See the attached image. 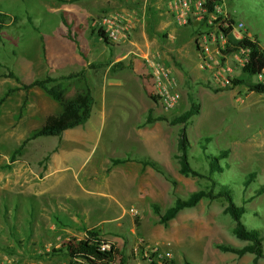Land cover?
<instances>
[{"label":"rangeland","instance_id":"obj_1","mask_svg":"<svg viewBox=\"0 0 264 264\" xmlns=\"http://www.w3.org/2000/svg\"><path fill=\"white\" fill-rule=\"evenodd\" d=\"M162 1L158 0L156 4H162ZM220 3L223 13L229 17V20L242 24L241 33L257 42L259 47L264 50V0H221ZM53 8L50 0H0V10L8 14L11 19H16L14 25L1 33L2 42L0 44V99L3 98L0 103V263L4 264H52L54 262L68 264L55 251L50 250L47 253L40 250L38 253L39 249H42L40 246L44 241L40 234L43 226L35 229L31 224L36 213L37 215L45 214V211H48L41 199V202L36 203L29 194H31L33 179L43 173L50 154L56 151L53 164L57 170L56 177L65 178L59 187L61 189L58 192L60 198H57L58 205L56 206L64 211L61 218L68 220L73 216L80 224L93 225L112 216L111 197L102 198L96 194H84L80 186L84 185L93 169L99 171V168H102L103 161L108 159L106 157H120L125 154L126 148H130V146H126L124 140V129L132 121L131 112H129L131 110L122 107L127 104L125 98L118 99L117 97L116 100V97L112 98L111 96L109 103L115 101L116 109L113 107L108 109L103 126L97 127L98 122L94 113L95 108H93L94 111L91 110L84 125L70 130L84 133L85 141L82 144L75 146L65 141V138L64 141L58 143L60 137L37 138L28 141L20 155H16L13 161L9 160L13 151L29 136L31 131L39 128L47 116L60 112L58 104L41 90L32 88L23 91L20 89L22 83L26 84L32 79H41L50 72L59 73L52 65H44L40 47V36L45 43V37L51 39L60 25L58 14L53 12ZM166 10V7L162 10L158 9L162 13ZM116 11L118 10L116 9ZM25 14L28 15L31 23L26 22ZM164 16L167 17L166 14ZM146 18L147 11L145 21ZM34 20L40 27V33L32 29ZM9 21L7 18V23ZM190 24L192 30L196 31L192 40L190 42L181 40L175 45L170 43L168 47L165 42L167 35L172 40L171 32L160 31L153 35L151 29L148 31V45L152 53L158 55L149 54L158 58L170 72L171 68H174L181 75L178 79L175 78L176 75L174 77L180 99L177 107L169 112H161L153 104L147 94L146 83H142L144 97L146 96L147 103L149 104L150 101L151 104L150 114L152 117L161 115L169 120L188 108L190 96L196 100L198 113L188 121L185 127L189 143L187 155L190 168L200 174H205L207 170L205 155L214 156L219 151L227 150L226 158L218 162L222 172L213 174L211 179L216 186L227 187L233 203L244 208V213L240 217L242 225L247 229L264 231V190L260 195H254L255 191L264 188V94L249 93L242 86L231 90L222 89L228 85L211 86L208 81L209 73L199 68L194 48L198 34L209 31H206L202 22ZM84 29L88 35L86 39L89 48H92L93 56L100 51L101 46H104L103 54L100 57L105 60L109 59L108 56L112 48L98 43L88 18L84 19L82 30ZM177 35L181 36L182 30ZM213 38L216 43L211 44L210 48L213 56L219 61L220 55L217 54L219 42L215 33ZM167 42L169 41L167 40ZM81 52L85 55L84 49ZM139 55L142 58L140 53ZM28 62L31 64L40 62L42 68L33 65L30 66V71H24L23 69L29 66ZM225 63L232 68L234 77L239 74L232 58L225 57ZM90 71L93 75L97 72L95 69ZM8 74H11L12 77H7ZM60 76H57L58 79ZM96 77L101 80V75H96ZM90 78L92 80L93 77L88 75L87 81ZM199 78L202 80H198ZM258 80L260 79L251 78L252 82ZM87 81L85 77L79 76L67 81L57 80L56 83L63 89L64 99L70 100L77 93L86 89ZM205 84L209 88L222 90L214 93ZM9 90L11 92H8ZM42 107L46 108L40 110ZM163 123L167 126L165 122ZM167 127L172 138L181 128V126ZM205 138L208 139L207 142H204ZM201 146L205 147L204 152H202ZM169 173L166 172L174 184L163 180L170 184L171 204L176 198L185 199L189 193L206 189L209 186V183L204 179L179 175L177 164L176 167L169 170ZM248 174H253L254 177L248 185L243 186ZM122 185V180L114 177L111 178L106 189L114 194V191ZM101 186L102 183L95 185L99 188H102ZM66 188H70L68 194L65 193ZM68 196L75 201L66 199ZM171 204L162 207V210ZM51 205L56 213L55 205L51 203L49 207ZM151 206L150 209H152ZM224 209L225 203L221 200H201L200 205L194 209L190 221L184 224L185 231H182V241L178 246L167 242L161 243L162 235L168 231L170 233L171 230L158 224L157 215L153 211L149 212L150 217L136 215L130 222L121 226H128L124 227V230L122 229L126 235L128 228L133 230V239L130 241L126 237L121 238L123 243L121 246L117 245L116 248L120 256L130 249L131 254L138 258L139 264H183V261L187 259L195 261L197 257L190 251L188 256H184V260L174 257L177 248H186L185 250H187L190 246L199 252L202 263L264 264V257L255 260L250 256L244 260L242 255L221 252L215 248L217 244L234 248H241L247 244L231 235L230 231L234 224ZM77 212L78 215H75ZM70 232L71 235L68 238L72 237L76 240L81 239L83 235L79 232ZM58 234L56 233V235ZM39 235L41 236L39 237ZM104 241L111 243L107 240ZM61 242L58 240L55 243H58L57 246H59ZM204 249H209V255ZM211 254L216 256H211ZM2 257L8 260L12 259V261L5 263Z\"/></svg>","mask_w":264,"mask_h":264},{"label":"crops","instance_id":"obj_2","mask_svg":"<svg viewBox=\"0 0 264 264\" xmlns=\"http://www.w3.org/2000/svg\"><path fill=\"white\" fill-rule=\"evenodd\" d=\"M50 1L54 7L53 12L58 14L60 25L57 32L51 37V39H49V37H45V43L40 36L41 57L44 65H52L59 73L54 74L53 72H50L46 76L57 80V76L59 75H61L59 78H62L70 74L83 73L82 78L85 77L87 81L88 75H91L93 78L92 80L90 78V80L87 81L85 87L86 90L89 91L92 98L90 112L93 108H95V111H93L96 114L98 122L97 127L103 126L106 113H108V109L110 107L116 109L115 101H111V103H109V97L111 96L112 98L116 97V100L117 97L118 99L120 97L125 98V102L131 105L128 107L126 104L122 107H126L131 110L129 112H131L130 116L132 121L129 122L130 125L124 129V140L126 142V146H130V148H126L124 150L125 154L120 157H106L108 159L103 161L102 168H99V171L93 169V171L89 173L88 177L86 176L87 178L84 185L80 186V189L84 194H96L98 197L102 198H105L106 196L111 197L113 204V206H111L113 209L112 216L102 219L93 225L80 224L75 220V217L73 218V216L68 218V220H63L61 218L64 211L58 209L56 206L58 205L57 198H60L58 196V192L61 190L59 187L65 178L56 177L57 170L53 167L56 151L50 154L48 157L47 167L44 169L43 173L33 179L31 194H29L31 195V199L33 198L36 203L41 199L43 204L48 209V211H45V214L39 213L37 215L36 213L33 222L31 223L32 228L35 229L43 226V230L40 233L42 236L39 235V237L41 236L44 241L40 240L43 244L40 246L42 249H39L38 253H40V250L47 253L51 250L56 253L61 243L68 239L69 235H71L70 231L79 232L84 235V232L89 229H96L99 232L101 240L110 241L112 244L115 243V247L117 245L121 246L123 243L121 238L126 237V239L130 241L133 239V230L128 228V234H124V227L128 226L121 227L123 224L130 222L133 217H136V215L139 217H142V215L150 217L149 212L152 213V209H150L151 205L157 206L159 211H164L165 209L162 210V207L171 204L170 202L172 200L170 184L164 181L161 175L154 172L151 168L141 166L136 161L147 159L151 160L168 173L169 170L176 167V164L174 165L175 160L173 159V156L176 153V136L172 138L170 130L161 121L142 125L146 112L151 107V104L150 101L149 104L147 103L148 99L146 96L144 97V92L142 90V83L144 82V76L147 73V68L143 65L139 53L142 57L145 53H152L151 48L148 45V31L150 29L153 35L158 34L160 31L165 32L168 30L171 32L172 40L169 39V35H167L168 39L166 37L165 45L167 47L170 43L175 45L176 43H180L181 40H187L190 42L192 40L194 30H192L190 23L180 25L173 20L171 12L168 10L170 0H163L160 5L156 4L158 3V0ZM165 7L167 10L164 13L158 11V9L162 10L163 8L165 9ZM116 9L118 11H116ZM146 11L147 18L149 19L148 22L147 18L145 21ZM0 13L6 15L10 20L9 23H6L3 30L14 25L16 21L15 18L11 19L8 14L1 10ZM111 13H119L127 18L131 29L129 39L125 42L108 41V44H104L96 38L98 43H102L112 48L111 53L108 56L109 59L105 60L100 57L103 54L104 46H101L100 51L93 56V52H91L92 48H89L88 40L86 39L88 35L85 33V29L87 28L84 30L82 29L84 27L85 18H88L89 25L91 27L94 19ZM164 14H166L167 17H165ZM25 17L26 22L31 23L27 14H25ZM32 24L34 25L32 29L37 33H40V27H38L35 20ZM92 29L94 28L91 27V30ZM181 30L182 35L178 36L177 34ZM1 33L0 36H2ZM167 40L169 42H167ZM194 48L195 56L197 61H199L195 42ZM83 49L85 55L81 52ZM130 52H139V57L130 54ZM153 54L158 55L154 52L151 55ZM116 63H119V65L114 67V64ZM28 64L29 66H26L23 69L24 71H30V66L33 65L42 68V64H40V62H38V64H31L28 62ZM90 65L92 67H90ZM94 69L97 71L95 75H93L91 73L92 71H90ZM171 74L173 77L176 75V79L181 76L177 69L174 68H171ZM96 75H101V80L97 78ZM33 80L36 79H32L29 82ZM198 80L202 79L199 78ZM43 108L46 107H42L40 110ZM120 128L122 127L120 126ZM72 129L64 131L61 136H59L60 138L58 143L64 141V138L65 141L70 142L75 146H78V144L80 145L85 141V135L83 132H72L70 131ZM125 158H128L129 161L117 165H111L109 162L111 159ZM114 177L121 179L123 185L119 187L118 190H115L113 194L106 188H108L107 186L110 184L111 178ZM100 183H102V188L95 187V185ZM66 189L65 193L68 194L70 192V188ZM66 199L75 201L69 196L66 197ZM51 203L55 205L57 210L56 213L54 212L52 205L49 207ZM200 203L201 201H199L198 204L192 208L179 211L174 218L166 223L165 226L168 227V230L170 229L171 232L169 233L168 231L162 235L161 243L167 242L171 245H180L179 242L182 241V231H185L183 228L184 224L190 221L189 219L193 215L194 209L198 207ZM103 207L105 208V206ZM75 215H78V212ZM56 216L57 219L54 220ZM56 233L59 234L56 235ZM58 240L62 241L59 246H57L58 243H55L58 242ZM185 249L186 248H177L174 257L178 260L179 258L180 260H184V256H188V252L190 251L197 257V259L195 261H189L186 258L188 262L192 264H207V262H201L199 252L195 251L193 247L190 246L187 250ZM204 250L206 251V254L209 255V249ZM130 251V249L126 250V252L123 253V256H121L124 260V264H139L138 258L131 254ZM211 256L216 255L211 254ZM250 256L254 259L252 254L245 253L242 255L244 260L248 259ZM2 259L5 263L12 261V259L8 260L5 257H2ZM64 260H66L68 264H71L67 259L64 258Z\"/></svg>","mask_w":264,"mask_h":264},{"label":"trees","instance_id":"obj_3","mask_svg":"<svg viewBox=\"0 0 264 264\" xmlns=\"http://www.w3.org/2000/svg\"><path fill=\"white\" fill-rule=\"evenodd\" d=\"M219 3V0H205L203 7L207 13L213 12L212 6ZM219 19V17L217 18ZM7 23V16L0 13V33L4 29ZM232 21L228 20L226 27H220L219 31L225 38V47L221 52L222 55H228L237 48H247V61L241 66L239 74L233 77L228 86H225L224 90H231L235 87L242 86L247 92L256 95L264 94V50H262L258 43L255 41H250L247 37L241 39H235L231 36V25ZM94 36L99 39L102 43L108 44L106 36L100 29L94 28L92 30ZM194 33L196 31L194 30ZM1 42V36H0ZM119 65V63L114 64V67ZM90 67H92L90 65ZM82 76L81 73L70 74L66 77L59 78L57 80H71ZM7 77H12L8 74ZM259 78L260 80L252 82L251 78ZM55 78L45 77L42 79L33 80L27 84H20V89L27 91L32 88H37L44 92L52 101H54L60 107V112L55 115H49L45 118L43 124L31 131L28 137H26L18 147L10 155L9 160L13 161L16 155H20L24 145L31 140L42 138V137H59L64 131L78 127L85 123L89 117L90 109L92 106V98L88 90L77 93L72 99H64V91L58 85ZM206 87L207 84H205ZM209 88V87H208ZM212 92H218L222 89H212ZM8 92H11L9 90ZM154 101V98H151ZM3 98L0 99V103ZM198 113V105L193 97L188 99V108L181 112L180 114L173 116L171 119L166 120L164 116L152 117L150 110L146 112L144 121L142 125H147L152 122L161 121L165 122L167 126H181L176 135L175 149L176 153L173 159L178 165V174L181 176H191L200 179H204L209 183L206 189L197 190L189 193L185 199L176 198L173 203L166 208L164 211L160 212L157 206L152 205V211L158 217V224L165 226L166 223L174 218L176 214L183 210L196 206L199 201H216L221 200L225 203L224 212L229 216L233 222V227L230 231L231 235L242 242L247 244L241 248H234L228 245H215V248L221 252H228L235 255H243L245 253L252 254L256 259L264 257V231H259L256 229H247L240 222V217L244 213V208L242 206L238 207L233 203L231 193L227 187L216 186L215 182L212 181L211 176L215 173H221L222 169L218 162L225 159L228 151H219L216 155H205V160L207 163V170L205 174H200L192 170L188 164L187 151L189 148V143L185 134V127L188 121ZM208 139H204L207 142ZM202 152L205 151V147L201 146ZM129 161L128 158L125 159H111L109 162L111 165H117ZM141 166H147L151 168L154 172L161 175L163 179L174 184L166 172L155 162L151 160H138ZM253 174H248L243 182V186L248 185L253 179ZM264 188L255 191L254 195L258 196L263 192ZM254 197V196H253ZM101 239L99 232L96 229H89L84 232L81 239L76 240L74 238H68L64 240L56 253L63 258L67 259L71 264H124V260L119 255V252L114 244L109 243V248L102 250L100 248ZM183 264H192L188 261H183Z\"/></svg>","mask_w":264,"mask_h":264},{"label":"built area","instance_id":"obj_4","mask_svg":"<svg viewBox=\"0 0 264 264\" xmlns=\"http://www.w3.org/2000/svg\"><path fill=\"white\" fill-rule=\"evenodd\" d=\"M219 3L212 6L213 12L207 13L203 7L205 0H170L168 10L171 12L173 20L180 25L202 22L204 28L209 31L207 33H199L195 41L197 48V56L199 59V68L209 73V84L211 86L223 87L229 84V81L234 77L232 68L225 63V57H230L235 62L237 70L240 71L241 66L247 61V48H237L236 51L222 55L225 47V38L220 33V27H226L229 17L223 13ZM222 11V12H221ZM219 17V19H217ZM230 34L235 39L247 37L242 34V24L240 22H232ZM91 27L100 29L110 42H125L130 34V25L123 15L119 13H111L100 16L94 19ZM214 33L219 42L217 54L215 58L210 48L214 42ZM216 53V52H215ZM130 54L139 57L138 52H130ZM143 64L147 68V73L144 76V82L148 88V95L154 98L153 104L161 110V112H169L175 109L178 105L180 94L177 89V82L172 76L169 69L161 63L156 57L145 53L141 58ZM221 59V60H220ZM224 62V63H223ZM100 248L106 250L109 248V242L101 241ZM135 252V250H134ZM58 264V263H53Z\"/></svg>","mask_w":264,"mask_h":264}]
</instances>
